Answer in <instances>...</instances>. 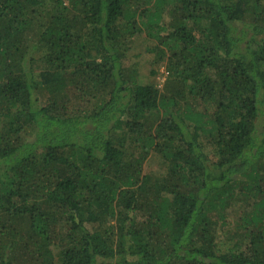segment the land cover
<instances>
[{"label": "trees", "instance_id": "obj_1", "mask_svg": "<svg viewBox=\"0 0 264 264\" xmlns=\"http://www.w3.org/2000/svg\"><path fill=\"white\" fill-rule=\"evenodd\" d=\"M0 122V264H264V0H0Z\"/></svg>", "mask_w": 264, "mask_h": 264}, {"label": "rangeland", "instance_id": "obj_2", "mask_svg": "<svg viewBox=\"0 0 264 264\" xmlns=\"http://www.w3.org/2000/svg\"><path fill=\"white\" fill-rule=\"evenodd\" d=\"M141 38L142 37L138 38V41L133 45V48L129 53L128 64L130 67L135 68L137 70V73L139 77H141L140 79L143 82H149L155 80L158 83V86L162 88L165 79L167 77L165 63L158 62L156 64H153L151 62L154 55L146 52L145 46L141 41ZM153 69H155L156 74L154 77H151V73H152L151 71ZM38 72L39 71L36 70V73ZM0 126H1V122H0ZM145 166L146 169L149 170L150 172L160 173L163 171L159 159H157L155 156L154 158L151 157V159L146 163ZM240 211L241 208L238 205H234L232 208H229V211H227L229 214L228 221H229V225H231L230 227L231 231H234L237 228L235 223L239 220V217L241 216ZM219 243L221 245H225V240L222 239L221 237L219 239Z\"/></svg>", "mask_w": 264, "mask_h": 264}]
</instances>
